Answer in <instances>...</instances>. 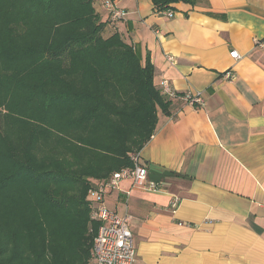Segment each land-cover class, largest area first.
Listing matches in <instances>:
<instances>
[{"label":"crops","instance_id":"1","mask_svg":"<svg viewBox=\"0 0 264 264\" xmlns=\"http://www.w3.org/2000/svg\"><path fill=\"white\" fill-rule=\"evenodd\" d=\"M105 1L93 0L103 34L148 57L154 84L174 93L138 152L158 189L128 177L103 195L130 215L133 264H264V0H110L126 11L117 21ZM184 93L202 105L175 97Z\"/></svg>","mask_w":264,"mask_h":264},{"label":"trees","instance_id":"2","mask_svg":"<svg viewBox=\"0 0 264 264\" xmlns=\"http://www.w3.org/2000/svg\"><path fill=\"white\" fill-rule=\"evenodd\" d=\"M103 30L93 0H0V264H88L89 191L171 113L150 59Z\"/></svg>","mask_w":264,"mask_h":264},{"label":"built area","instance_id":"3","mask_svg":"<svg viewBox=\"0 0 264 264\" xmlns=\"http://www.w3.org/2000/svg\"><path fill=\"white\" fill-rule=\"evenodd\" d=\"M104 5L109 11L111 20L117 21L125 17L126 11L117 7L113 1L107 0ZM173 15V10L168 9L166 11V16L172 17ZM255 44L264 47L263 42L255 41ZM229 55L234 59L239 58V53L235 50L230 51ZM168 59L172 60L171 57ZM161 90L166 95H174L166 81H162ZM181 98L191 105L198 106L203 103L199 93H184ZM131 158L134 162L132 169L114 172L108 179L99 182L94 189L89 191L91 219L97 221L99 226L88 264H133L135 261L136 252L133 235L129 228L130 215L109 208L103 200V195L107 190L119 189L121 180L128 177L132 180V187H142L149 190L158 189V186L153 182L146 184L147 170L139 162L138 154L132 155ZM126 194H129V191H126ZM178 201V197H173L171 206L176 207Z\"/></svg>","mask_w":264,"mask_h":264}]
</instances>
